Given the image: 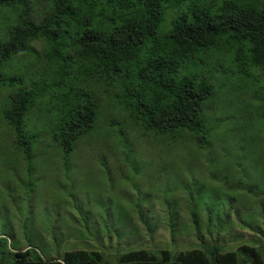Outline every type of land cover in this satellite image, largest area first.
<instances>
[{"label":"trees","instance_id":"obj_1","mask_svg":"<svg viewBox=\"0 0 264 264\" xmlns=\"http://www.w3.org/2000/svg\"><path fill=\"white\" fill-rule=\"evenodd\" d=\"M34 41L40 42V52L32 47ZM18 56L51 74L34 77L36 70L24 79L8 73ZM228 67L236 69L264 107V0H0V93L9 89L3 116L27 159L35 137L25 129L32 108L51 113L49 135L67 157L78 139L95 128L102 96L154 136L169 140L191 132L197 134V146L209 147L214 132L220 137L214 127L225 121L213 107V127L206 126L212 120L211 99L223 88L216 77ZM252 117L245 122L257 125L264 140L263 112ZM231 132L233 146L249 138L247 127L236 125ZM241 147V154L249 150ZM251 147L254 151L235 161L239 171L264 155ZM208 163L209 170L220 169L211 158ZM255 165L250 171L261 172L264 179V163ZM252 181L245 186L249 192ZM211 194L229 192L213 189ZM207 209L213 212L212 206ZM4 250L0 244V264H264L263 245L243 244L237 252L224 251L216 242L177 252L128 250L113 262L95 248L51 258L31 246L8 250L9 256Z\"/></svg>","mask_w":264,"mask_h":264},{"label":"rangeland","instance_id":"obj_2","mask_svg":"<svg viewBox=\"0 0 264 264\" xmlns=\"http://www.w3.org/2000/svg\"><path fill=\"white\" fill-rule=\"evenodd\" d=\"M39 43L31 44L37 52ZM32 61L18 56L7 71L24 79L36 70L34 77L51 74L39 63L31 68ZM228 69L233 73L216 77L221 82L218 88H223L211 99L212 120L206 126L213 127V107L225 121L214 127L220 137L215 138L212 130L209 147L197 146V134L191 132L174 134L169 140L154 136L127 110L102 96L95 128L78 139L67 157L49 135L51 113L32 108L25 129L35 137L27 159L3 116L9 89H2L0 244L6 249L4 255L28 246L44 258L95 248L104 250L113 262L118 253L139 248L177 252L212 242L224 251H237L243 244L264 246V179L261 172L250 171L255 172L256 162L264 163V155L246 162L240 171L235 166L241 155L253 150L251 146L259 154L264 152L258 147L264 146L263 131L245 122L253 121L256 112L264 114V107L236 69ZM236 125L247 127L249 138L233 146L231 131ZM241 146L249 150L244 148L241 154ZM225 151L229 154L222 158ZM210 158L220 169H208ZM248 179H254L251 192L245 187ZM213 189L229 194L214 197Z\"/></svg>","mask_w":264,"mask_h":264},{"label":"clouds","instance_id":"obj_3","mask_svg":"<svg viewBox=\"0 0 264 264\" xmlns=\"http://www.w3.org/2000/svg\"><path fill=\"white\" fill-rule=\"evenodd\" d=\"M226 70H227V69H226ZM227 71H228L227 73L222 74V75H219V76H223V75H227V74H232V73H233V72H232L231 70H229V69H228ZM178 135H179V134H178ZM178 135H176V136H178ZM176 136H175V137H176Z\"/></svg>","mask_w":264,"mask_h":264}]
</instances>
